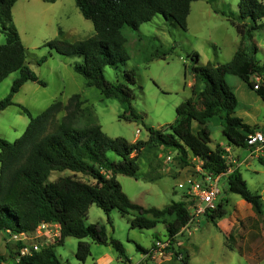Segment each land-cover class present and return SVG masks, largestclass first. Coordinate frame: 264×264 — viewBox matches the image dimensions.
I'll return each instance as SVG.
<instances>
[{"label":"trees","instance_id":"1","mask_svg":"<svg viewBox=\"0 0 264 264\" xmlns=\"http://www.w3.org/2000/svg\"><path fill=\"white\" fill-rule=\"evenodd\" d=\"M15 1L0 0V32L6 36V42L0 43V81L11 72H18L9 93L0 99V111L13 103V93L24 82L31 80L45 85L26 64V48L12 22L11 7ZM192 1L75 0L83 17L91 21L94 32L73 42L51 39L45 44L64 56H77L79 60L73 63V70L84 78L85 85L96 87L104 97L117 99L124 106V112L118 115L120 118L144 124L132 103L133 69L119 70L121 79L117 76L113 81L105 77L104 68L107 65L118 68L129 59L125 47L126 26L135 30L141 23L161 14L185 30ZM237 12H229L232 23L243 21L236 24L240 43L233 56L216 65L210 61L199 63L198 55H193L191 97L175 106L171 123L159 129L144 124L148 131L144 140L130 142L120 136L110 137L93 121L77 125V116L84 115L87 109L81 107L83 101L77 93L66 103L53 101L35 116L28 108L17 104L28 116V123L13 141L0 137V230L30 232L41 223H56L59 237L54 242L42 244L38 250L20 255L17 260L13 257L14 264H71L55 253V246L68 236L78 239L74 256L81 263L90 255V242L85 238L111 245L124 256L122 243L107 235L105 224L83 221L92 204L106 213L108 222L112 209L121 215L129 214L132 227L152 228L163 222L170 241L189 222L191 212L184 200H172L163 207L143 206L131 201L122 191L116 175L138 179L142 175L138 171V159L144 151L158 146L174 152L181 166H189L191 157H195L202 161L204 171L225 172L229 165L224 148L219 143L214 148L209 144L207 123L214 116L219 118L228 145L251 148L246 142L247 134L258 130V126L247 124L235 114L238 99L226 76L235 75L251 88L252 76L260 75L264 79V65L248 51L257 49L252 30L264 28V3L237 0ZM43 60V57L39 59ZM255 91L264 100V86L260 85ZM62 111L63 115L58 118ZM259 161L264 164V158ZM53 171L69 173L49 179ZM225 179L227 191L238 194L256 213H263L261 195L248 189L237 168ZM224 200H218L213 208L207 209L206 215L211 222L226 213ZM16 245L14 255L23 243L20 241ZM136 248L143 253L149 251L140 245ZM0 261H3L1 253ZM181 264H189L187 255L182 256Z\"/></svg>","mask_w":264,"mask_h":264},{"label":"rangeland","instance_id":"2","mask_svg":"<svg viewBox=\"0 0 264 264\" xmlns=\"http://www.w3.org/2000/svg\"><path fill=\"white\" fill-rule=\"evenodd\" d=\"M259 1L264 3V0ZM230 11L238 13L237 0H194L190 4L185 30L161 14L154 15L135 30L124 28L129 59L118 68L105 66L104 74L114 81L117 76L121 79L119 70L133 69L132 103L144 124L159 129L171 123L175 117V106L191 97L193 55H198L199 63L210 61L216 65L233 56L240 43L236 24L243 21L232 23ZM11 14L26 48V64L45 85L28 80L13 93V103L0 111L1 138L13 141L25 130L28 116L17 104L25 106L35 116L53 101L66 103L75 93L83 101L81 107L87 108L84 115L77 116V125L97 122L108 136H120L130 142L148 137L147 129L139 120L128 121L118 116L124 112V106L117 99L104 97L96 87L85 85L84 78L73 70V63L79 60L77 56H64L45 44L51 39L73 42L94 32L91 21L83 17L75 0H16ZM252 33L257 49L248 51L264 65V28L254 29ZM5 42L6 36L0 32V43ZM42 57L44 60L39 61ZM17 75V71L11 72L0 81V99L9 93ZM226 80L235 94L238 91L235 112L245 111L246 119L264 130V100L237 76L228 74ZM63 113L60 112L58 118ZM207 124L212 148L217 143L221 146L229 144L216 117ZM228 146L229 149L222 148L226 152L229 171L237 168L248 189L261 195L263 213H256L238 194L227 191L226 179L222 177L217 201L225 199L226 213L211 222L206 215L207 208L197 212L201 205L190 191L191 176L201 171L202 161L191 157L189 166H181L174 152L158 146L144 151L138 159V171L142 173L138 179L124 174H117L116 179L131 201L146 207H163L172 200L185 201L191 218L173 240L167 238L163 222L152 228L132 227L131 216L121 215L115 209L110 211L108 222L106 213L92 204L83 221L105 224L107 235L122 243L125 255L120 256L111 245L85 238L90 242V255L81 263L74 256L78 239L73 236L65 237L62 243L57 244L55 253L71 264H181L185 255L189 264H264V164L259 161V158H264V143L251 148ZM167 153L172 154L170 159L166 158ZM111 156L117 159L113 154ZM67 173L69 171H53L49 179ZM38 228L20 232L26 233L28 238L20 241L28 246L33 243L41 246L58 238L54 235L55 223H47L41 230L45 232L41 236H38ZM13 233L0 230V253L3 256L0 264H14L16 244L20 241L12 238ZM136 245L149 251L143 253Z\"/></svg>","mask_w":264,"mask_h":264},{"label":"built area","instance_id":"3","mask_svg":"<svg viewBox=\"0 0 264 264\" xmlns=\"http://www.w3.org/2000/svg\"><path fill=\"white\" fill-rule=\"evenodd\" d=\"M264 86V79L260 75H256L253 77V86L252 89L257 90L259 86ZM138 132V129L136 130ZM247 145L250 147H254L264 143V133L261 130H255L252 133L247 134L246 139ZM166 158L170 159L171 155H167ZM201 171L198 174H194L190 179V191L191 196L194 199L199 200L200 205L197 208V212H200L204 208L211 209L216 205L218 195L220 193L219 181L222 177H225L230 171L227 169L225 172H221L219 174H212L209 172L200 169ZM56 224V223H55ZM47 223H42L38 225L37 233L38 236L41 234L44 235L45 232L41 231L46 228ZM57 229L54 232V235L59 237V229L58 224H56ZM10 232V231H9ZM12 238L17 240L28 239L26 233L14 232L12 234ZM23 243V242H22ZM40 247L38 243H33L31 246H28L23 243L22 247H19L18 254L16 255V260L20 255L28 254L32 250Z\"/></svg>","mask_w":264,"mask_h":264},{"label":"crops","instance_id":"4","mask_svg":"<svg viewBox=\"0 0 264 264\" xmlns=\"http://www.w3.org/2000/svg\"><path fill=\"white\" fill-rule=\"evenodd\" d=\"M243 83H245L244 81H243ZM245 85H247L248 86V84L247 83H245ZM249 87V86H248ZM251 88V87H250ZM256 92V91H255ZM237 93H238V91H237ZM237 93L235 94L236 95V97H237V99H239V97H238V95H237ZM257 94V93H256ZM258 95V94H257ZM235 114L236 115H238L239 117H241L240 115H242V116H244V118L243 117H241L242 118V120L244 121V122H246L247 124H249V125H251V126H254V124L255 123H251L250 121H248L246 118H248V116H247V113L244 111V112H240V111H236L235 112ZM215 117V116H214ZM214 117H212V118H214ZM212 118H210V120L212 119ZM218 120H219V118L218 117H216ZM209 120V121H210ZM219 123H220V121H219ZM258 130H260V129H258ZM262 132L264 131V130H261ZM221 145V144H220ZM223 147H225L226 149H229V146L228 145H222ZM168 154H166V156H167ZM170 155V154H169ZM56 225V224H55Z\"/></svg>","mask_w":264,"mask_h":264}]
</instances>
